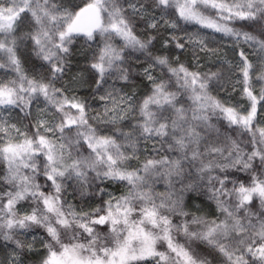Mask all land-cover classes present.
I'll return each mask as SVG.
<instances>
[{
	"label": "snow or ice",
	"instance_id": "snow-or-ice-1",
	"mask_svg": "<svg viewBox=\"0 0 264 264\" xmlns=\"http://www.w3.org/2000/svg\"><path fill=\"white\" fill-rule=\"evenodd\" d=\"M140 22L173 30L164 49L211 51L182 22L255 59L240 49L229 89L222 66L153 55ZM78 38L102 111L64 83ZM135 53L141 96L115 87ZM0 70V264H264V0H0Z\"/></svg>",
	"mask_w": 264,
	"mask_h": 264
},
{
	"label": "trees",
	"instance_id": "trees-1",
	"mask_svg": "<svg viewBox=\"0 0 264 264\" xmlns=\"http://www.w3.org/2000/svg\"><path fill=\"white\" fill-rule=\"evenodd\" d=\"M72 2L80 3L81 0H72ZM187 27L189 32L197 31L199 30L197 26H184L181 22V28H178L175 30V35L179 37L185 36V32L183 31V28ZM137 34L144 33L145 31L148 32L150 35H156L157 39L153 42V55H168L169 52H171V60L173 63H183L185 66L189 67L190 70H197L196 65L199 63L203 67L200 69L202 71L208 70V68H211L212 71H216L218 67H223V77L225 81L227 82L226 86L230 89L236 81L238 73L235 70L236 64H229V63H211V64H204L203 59L206 56L207 51H200L198 48L193 49L191 45L186 46L185 49H176L174 44H170L168 49L163 48V38L167 37L168 32L173 31L172 29H168L165 31V29L162 27L159 31V33L155 32L151 29H146V26L143 22H140L136 27ZM114 43L117 44V46L120 45L119 40L115 41ZM215 48L210 43L208 44V49ZM18 57L21 61V67L25 73H27L29 76L33 75L35 72L41 69L42 61H40L33 53L30 43H26L24 45H21L17 52ZM136 56H140V60L137 61L135 59ZM177 57H179L177 61ZM198 57V61H197ZM92 60V52L87 48V45H85L83 38H78V42L73 46V54L70 56V64L68 67V70L66 72L64 83H66L70 88H72V78L77 77L78 79H82L83 81H86L83 84H76L75 90H73L70 94H75L81 99H87L89 103L92 104L94 109L101 110L103 109L102 101H99L98 99H92V93L93 89L95 88V85L92 84V70L90 69L89 65ZM132 65V79L126 84L123 81H116L115 87L117 89H122L123 92H133L135 91L138 96H141L145 93L146 89L144 88V84L146 83V80L143 77V68L147 66V60L143 55L140 53H135L133 57H131L128 61ZM155 75H159V70L157 69L154 73ZM4 75V70H0V77ZM14 73H11L9 71V77H13ZM112 81H109V84H111ZM236 92H233L232 95L235 99H239V86H236ZM213 95H219L220 98H224L226 93L224 91H218L213 90ZM246 104V102L244 101ZM24 123H27V121H24ZM0 171H2V166H0ZM71 191V190H69ZM108 191H115L114 188H109ZM69 200L72 199L71 196L68 197ZM199 204V200H193L191 202L190 211L195 212L196 205ZM202 214V213H197Z\"/></svg>",
	"mask_w": 264,
	"mask_h": 264
},
{
	"label": "rangeland",
	"instance_id": "rangeland-1",
	"mask_svg": "<svg viewBox=\"0 0 264 264\" xmlns=\"http://www.w3.org/2000/svg\"><path fill=\"white\" fill-rule=\"evenodd\" d=\"M198 27V26H197ZM199 31L201 35L205 37V42L208 45L209 43L214 46L211 51H207L206 56L203 59L204 64L211 63H229L237 64L239 62L238 52L241 48L247 49L250 58L255 59L251 55V49L247 48V45H244L242 42L239 46H235L231 37L223 36L221 33H214L210 29H202ZM235 48V50H233ZM206 52V51H205ZM76 85V84H75ZM76 86L72 84V89L75 90ZM247 103V101H245ZM105 102L102 101V104ZM258 119L264 122V111L259 112Z\"/></svg>",
	"mask_w": 264,
	"mask_h": 264
}]
</instances>
